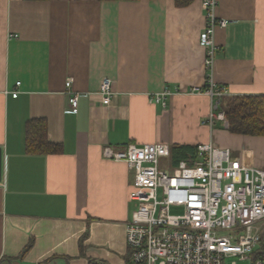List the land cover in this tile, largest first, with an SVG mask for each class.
I'll use <instances>...</instances> for the list:
<instances>
[{
  "label": "crops",
  "instance_id": "0c3cea01",
  "mask_svg": "<svg viewBox=\"0 0 264 264\" xmlns=\"http://www.w3.org/2000/svg\"><path fill=\"white\" fill-rule=\"evenodd\" d=\"M215 14L213 81L224 96L264 95V0H217ZM204 24L200 0H0V264L131 263L133 173L105 144L211 142L264 168V135L207 123L212 99L191 91L205 82ZM164 89L166 106L150 100ZM37 121L59 149H27Z\"/></svg>",
  "mask_w": 264,
  "mask_h": 264
},
{
  "label": "built area",
  "instance_id": "2783aa9c",
  "mask_svg": "<svg viewBox=\"0 0 264 264\" xmlns=\"http://www.w3.org/2000/svg\"><path fill=\"white\" fill-rule=\"evenodd\" d=\"M200 2L205 24L199 43L205 49L206 73L204 85L191 91L212 99L205 118L212 124L215 119L225 120L220 104L226 90L213 81L212 68L214 29L224 26L226 20L215 14L217 0ZM70 86L68 77L65 92L70 111L76 112L81 92ZM169 93L164 89L150 100L166 106ZM112 94L111 79L103 77L97 92L99 102L109 104ZM102 154L124 161L133 173L129 199L135 207L124 225L131 264H225L228 256L264 264V254L251 259L264 220V168L243 166L229 148L211 142L197 143L188 158L165 166L161 159L170 156V145L164 142L127 143L119 148L105 144Z\"/></svg>",
  "mask_w": 264,
  "mask_h": 264
},
{
  "label": "trees",
  "instance_id": "16d2710c",
  "mask_svg": "<svg viewBox=\"0 0 264 264\" xmlns=\"http://www.w3.org/2000/svg\"><path fill=\"white\" fill-rule=\"evenodd\" d=\"M189 0H175L177 4H185ZM220 107L224 110L227 128L232 132L252 135H264V95H229L221 98ZM26 147L38 152L55 151L58 146L45 138L44 124L37 121V131H27ZM195 145H179L170 149L171 162L186 159L194 152ZM264 254V226L261 227L260 239L251 259ZM129 255V252H128ZM92 262L91 264H94ZM131 264V263H128Z\"/></svg>",
  "mask_w": 264,
  "mask_h": 264
},
{
  "label": "rangeland",
  "instance_id": "374dc122",
  "mask_svg": "<svg viewBox=\"0 0 264 264\" xmlns=\"http://www.w3.org/2000/svg\"><path fill=\"white\" fill-rule=\"evenodd\" d=\"M162 166L167 164V159H161ZM264 226V221L261 223V227ZM235 260L236 264H250V258L248 259H239L238 256H228L225 258V264H231V261Z\"/></svg>",
  "mask_w": 264,
  "mask_h": 264
},
{
  "label": "water",
  "instance_id": "95a60500",
  "mask_svg": "<svg viewBox=\"0 0 264 264\" xmlns=\"http://www.w3.org/2000/svg\"><path fill=\"white\" fill-rule=\"evenodd\" d=\"M0 178H1V148H0Z\"/></svg>",
  "mask_w": 264,
  "mask_h": 264
}]
</instances>
